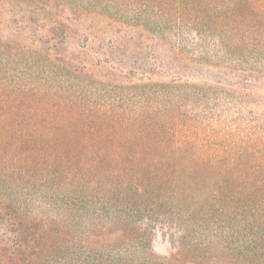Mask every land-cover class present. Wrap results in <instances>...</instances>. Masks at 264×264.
I'll use <instances>...</instances> for the list:
<instances>
[{"label": "trees", "instance_id": "16d2710c", "mask_svg": "<svg viewBox=\"0 0 264 264\" xmlns=\"http://www.w3.org/2000/svg\"><path fill=\"white\" fill-rule=\"evenodd\" d=\"M263 89L264 0H0V264H264Z\"/></svg>", "mask_w": 264, "mask_h": 264}, {"label": "rangeland", "instance_id": "374dc122", "mask_svg": "<svg viewBox=\"0 0 264 264\" xmlns=\"http://www.w3.org/2000/svg\"><path fill=\"white\" fill-rule=\"evenodd\" d=\"M156 42L155 44L160 46L156 55L157 58L162 61L161 65L159 64V67L156 68V72H161V74H165V76H170L173 72H181L188 80H193L196 84L199 82L198 74L200 72V67L197 64L196 54L191 53L189 49H185L184 52L182 51L183 55L178 54V51L175 50L176 42H174V38L171 36H165L164 38L158 39ZM169 46H172L174 50H170ZM179 69H181V71H178ZM262 92H264V89ZM189 106L187 110L189 115L192 112L202 111L203 109L199 106ZM215 123L216 121H213L211 124L215 125Z\"/></svg>", "mask_w": 264, "mask_h": 264}]
</instances>
